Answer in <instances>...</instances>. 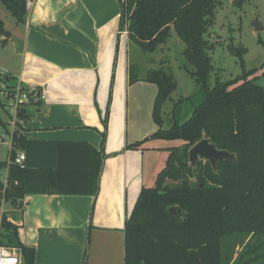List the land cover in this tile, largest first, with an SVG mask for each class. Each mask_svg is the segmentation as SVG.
I'll list each match as a JSON object with an SVG mask.
<instances>
[{
    "label": "trees",
    "instance_id": "trees-1",
    "mask_svg": "<svg viewBox=\"0 0 264 264\" xmlns=\"http://www.w3.org/2000/svg\"><path fill=\"white\" fill-rule=\"evenodd\" d=\"M16 21L25 22L28 0H0ZM225 0H127L121 27L127 23L128 41L144 52H156L173 31L185 43L183 56L188 72L199 85L196 94L181 98L170 111L164 107L177 89L172 72L150 69L144 80L158 86L153 116L158 129L142 141L127 144L137 148L150 138L181 139L183 145L168 148L166 166L155 186H144L125 223V264H264V86L253 70L229 80L217 77L206 37L215 25L216 13ZM210 34V33H209ZM10 36L0 17V36ZM245 67L243 45L232 46ZM10 75H5L9 93H16ZM137 67L129 68V82L139 80ZM12 81V83H10ZM22 90L29 91L22 87ZM111 98V97H110ZM35 99L34 96L30 97ZM187 101L191 111L181 122L177 109ZM25 104L17 111L12 132L10 159L0 160V210L4 203L23 207L29 193L92 195L98 190L103 164L102 149L86 141L29 139L23 133L28 119ZM2 120L0 119V123ZM108 122V112L104 118ZM209 138L217 148L233 152L237 161L222 160L214 170L206 159L189 161L190 148ZM21 151L22 164L14 163ZM4 171V172H3ZM175 206L177 215L170 212ZM19 224L0 211V245L17 248L21 264H34L35 247L25 245Z\"/></svg>",
    "mask_w": 264,
    "mask_h": 264
},
{
    "label": "crops",
    "instance_id": "crops-1",
    "mask_svg": "<svg viewBox=\"0 0 264 264\" xmlns=\"http://www.w3.org/2000/svg\"><path fill=\"white\" fill-rule=\"evenodd\" d=\"M122 10L121 0H30L25 22L0 36V71L45 94L25 104L29 139L86 141L102 149L106 133L95 194L29 193L23 207L2 205L19 224L22 242L35 247L34 264H125L126 220L175 146L150 138L127 148L158 129V86L144 80L155 68H144L141 51L131 53L128 35L119 33ZM134 66L140 78L130 83Z\"/></svg>",
    "mask_w": 264,
    "mask_h": 264
},
{
    "label": "rangeland",
    "instance_id": "rangeland-1",
    "mask_svg": "<svg viewBox=\"0 0 264 264\" xmlns=\"http://www.w3.org/2000/svg\"><path fill=\"white\" fill-rule=\"evenodd\" d=\"M0 17L4 20L6 29L14 28L17 24L15 17L2 3H0ZM256 20L261 22L262 29L256 30ZM209 33L206 34V37L215 43L213 48L209 50L214 65L210 75L211 84H214L217 77L222 80H229L243 74L244 70H253L252 76L256 77V82L264 86V0H225L224 5L217 9L216 22L210 28ZM4 43V38L1 39L0 37V49ZM15 43L18 44L19 42L15 39ZM233 45H243L246 48L243 55L245 67L242 66L239 55L231 51ZM184 48L185 43L174 31L166 44H163L159 50L153 53L144 52L137 45H131V53L134 49L141 51L140 62L144 68L148 66L150 68H165L173 73L177 81V89L172 93V99L167 101L164 107L165 125L168 124L174 103L199 91V85L186 69V66L191 67L187 65L183 56ZM4 78L5 74L1 73L0 160L8 161L17 114H15V107L13 106V95L8 96L6 93H2V85H7ZM190 111L189 102H181L177 109V118L183 122L189 116ZM168 142L175 146L184 144L181 139L168 140ZM11 205L5 203L2 209H9ZM1 213L4 212L1 211Z\"/></svg>",
    "mask_w": 264,
    "mask_h": 264
},
{
    "label": "built area",
    "instance_id": "built-area-1",
    "mask_svg": "<svg viewBox=\"0 0 264 264\" xmlns=\"http://www.w3.org/2000/svg\"><path fill=\"white\" fill-rule=\"evenodd\" d=\"M29 2H30V0H28V4H29ZM121 2L123 5V9H124V5L127 4V0H121ZM122 12H123V10H122ZM121 15H122V13H121ZM119 33L128 34L126 22H125L124 27H120ZM1 73L4 74V72L0 71V74ZM2 87H3L2 93H6L8 96L12 95L9 93L7 85L3 84ZM6 88H7V90H6ZM31 96L32 95H31L30 90L24 91V90H22L21 85H19V84L16 85V93L14 96H12L14 99L13 106L15 107V114H17V111L20 109V107H22L24 104H26L28 101H30ZM44 96H45L44 93H41V95L39 97H36V95H34V97H36V98H43ZM11 160L14 163L22 164L23 161H25V152L24 151L19 152L17 154V156ZM0 177L2 178L4 184H6L7 183V177H8L7 170H5L3 175L1 174V171H0ZM21 263H22L21 253L17 248L7 246V245H0V264H21Z\"/></svg>",
    "mask_w": 264,
    "mask_h": 264
},
{
    "label": "water",
    "instance_id": "water-1",
    "mask_svg": "<svg viewBox=\"0 0 264 264\" xmlns=\"http://www.w3.org/2000/svg\"><path fill=\"white\" fill-rule=\"evenodd\" d=\"M256 30L262 29V24L258 20L255 21ZM31 95L39 97L41 91L37 89H32ZM208 160L213 166L214 170L217 169V163L222 160H233L237 161V156L235 153L230 152L225 149H219L217 146L210 141L209 138H203L197 143H195L189 150V161L194 166L196 163L201 160ZM170 212L174 215H177L175 206L170 208Z\"/></svg>",
    "mask_w": 264,
    "mask_h": 264
}]
</instances>
